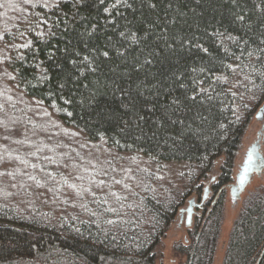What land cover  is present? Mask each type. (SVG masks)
I'll use <instances>...</instances> for the list:
<instances>
[{"label":"trees","instance_id":"trees-1","mask_svg":"<svg viewBox=\"0 0 264 264\" xmlns=\"http://www.w3.org/2000/svg\"><path fill=\"white\" fill-rule=\"evenodd\" d=\"M264 106V0H0V264H214ZM206 196V198H204ZM222 264H264V184Z\"/></svg>","mask_w":264,"mask_h":264},{"label":"rangeland","instance_id":"rangeland-1","mask_svg":"<svg viewBox=\"0 0 264 264\" xmlns=\"http://www.w3.org/2000/svg\"><path fill=\"white\" fill-rule=\"evenodd\" d=\"M260 110L258 113H260ZM264 111L261 118H256L251 123L249 130L245 134L243 138V145L240 151V155L238 158V166L236 172L239 171V165L243 162L246 152L249 147L255 143L258 139L261 140L262 148L264 151ZM235 183V181L233 182ZM260 184H264V173L261 176L255 175L252 182L247 187L246 191L242 194V197L238 201H233L231 195L228 196L227 204H226V211L224 216V222L222 226V233L220 238V243L218 250L215 256V263L214 264H222L223 254L225 245L229 236V232L231 230L232 224L237 217L240 207L242 205V200L244 196L248 193V191L254 189ZM231 186V185H230ZM230 186L229 191H230ZM189 204L186 206L185 209ZM197 207V206H196ZM195 207L192 222L190 225H187V214L188 212L183 210L180 216L177 217L173 225L171 226L170 230L168 231L167 235L163 239L162 243L158 248V256L156 259V264H184L186 261V255L183 253L178 252L176 248L177 243L185 242L188 235V228L193 226L196 220V216L198 214V209Z\"/></svg>","mask_w":264,"mask_h":264},{"label":"water","instance_id":"water-1","mask_svg":"<svg viewBox=\"0 0 264 264\" xmlns=\"http://www.w3.org/2000/svg\"><path fill=\"white\" fill-rule=\"evenodd\" d=\"M264 106L262 111L257 114V118H261L263 115ZM264 173V153L262 149L261 140L258 139L253 143L246 152L243 162L239 166V171L236 174V181L230 186V195L233 201H238L242 194L246 191L249 184L252 182L255 175L261 176ZM206 198V196L204 197ZM205 200V199H204ZM203 200V201H204ZM202 202L191 200L189 206L185 209L187 214V225L192 222V216L196 206H202ZM184 210V211H185Z\"/></svg>","mask_w":264,"mask_h":264},{"label":"bare ground","instance_id":"bare-ground-1","mask_svg":"<svg viewBox=\"0 0 264 264\" xmlns=\"http://www.w3.org/2000/svg\"><path fill=\"white\" fill-rule=\"evenodd\" d=\"M262 110V109H261ZM240 166V165H239ZM235 181H236V179H235Z\"/></svg>","mask_w":264,"mask_h":264},{"label":"flooded vegetation","instance_id":"flooded-vegetation-1","mask_svg":"<svg viewBox=\"0 0 264 264\" xmlns=\"http://www.w3.org/2000/svg\"><path fill=\"white\" fill-rule=\"evenodd\" d=\"M264 126V125H263ZM263 149V148H262ZM263 153H264V151H263Z\"/></svg>","mask_w":264,"mask_h":264}]
</instances>
